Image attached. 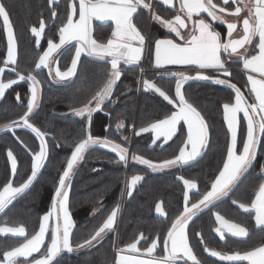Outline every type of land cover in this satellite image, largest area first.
<instances>
[{
	"label": "snow or ice",
	"instance_id": "snow-or-ice-1",
	"mask_svg": "<svg viewBox=\"0 0 264 264\" xmlns=\"http://www.w3.org/2000/svg\"><path fill=\"white\" fill-rule=\"evenodd\" d=\"M158 2L178 8L172 19H164L155 14L150 0H68L66 23L58 30L59 42L48 40L47 50L39 56L34 69L47 68L49 75L54 71L55 78H58L57 82H59L67 81L76 75L82 55L110 63V74L106 76V83L102 89L96 92L83 107L72 109L75 116L85 118V127L90 129L93 113L103 111L101 106L105 100L110 99L116 82L123 75L121 64L133 68L139 66L142 59L147 58L151 64L154 58V67L164 70L160 74L174 78V97L148 80L143 81V88L158 94L172 105L174 110L165 114L162 119L150 123L149 126L141 127L136 134L154 133L151 144L158 147H163L164 144L172 141L178 132L182 136L178 154H174L171 158L154 162L143 155H132V161L146 166L154 173L165 169L184 168L190 162L197 161V158L202 157L204 151L208 149L210 124L195 102H190L186 98L184 85L189 81L211 82L230 89L234 94V102L222 104L223 120L230 132V141L226 145L218 174L210 183V190L203 193L197 191L196 194L201 198L193 201L189 197V192L198 189L197 182L179 176L178 179L182 181L185 189L183 210L169 222L170 228L163 236L156 233L151 234L150 238L149 234L140 231L130 240L123 242V246L117 244L116 224L120 212V205L117 204L96 230L74 240L75 222L70 211V178L74 168L83 161L85 153L94 147L105 148L115 153L119 158L117 163H123L125 166L129 163L127 147L95 137L88 131L74 143V150L66 160V169L54 184L50 210L40 218L38 230L29 233L23 225L0 227V234L21 238L18 244L0 251V264H53L64 252L72 253L84 249L91 251L102 246L109 233L113 234L112 264H179L180 261L183 264L189 262L205 264L198 258L196 247H202L204 253L227 264H244V262L264 264V243L242 253L240 251L226 253L211 248L201 232L195 231L194 228L192 237L195 243L190 242L189 239V224L193 218L205 209L211 210L223 198H231L234 189L251 175L250 170L254 169L258 154L264 150V0H246V2L245 0H215V2L214 0H179L178 6L174 0H158ZM53 5L58 6V0H49L51 17L56 18L57 11ZM144 10H147L151 19L162 25L168 33L174 34V37L146 36L138 26ZM202 14H206L210 19H206ZM229 17L231 19H228ZM0 19L7 41L6 57L2 60L4 67H0V101L5 98L7 90L14 85L19 82L29 83L26 104L21 101L19 93L15 94L17 103L25 107L24 113L18 120L0 126V132L9 131L15 134L17 128L27 129L39 140L38 151L31 154L30 175L18 186L13 184V179L17 175V157L12 150L7 151L11 177L0 186L2 187L0 213H4L6 208L30 190L39 179L38 174L45 167L48 159L49 147L47 134L30 122L34 109L39 106L40 81L32 73L24 75L17 70V38L5 0H0ZM93 20L114 22L111 38L106 42H100L93 37ZM189 21H191L190 38L185 39L183 30L189 28ZM217 21L226 25V35L222 36L221 32L214 28L212 22ZM30 31L36 37L35 43L39 46L45 32L44 21L40 20L39 26L31 27ZM69 44L74 48L71 66L66 71H61L58 65L53 69V54ZM236 63L241 64L247 73L243 87L246 88L249 97L245 96L240 86L232 82L233 72L230 64ZM167 66L182 67L172 71ZM6 70L15 74L16 78L5 81ZM92 100L95 101V107H91ZM241 114L243 121L246 122V131L239 138L241 147L238 148ZM124 126L123 119L116 124L117 129H122ZM105 130L107 131V128ZM17 140L19 141L18 137ZM124 141L127 142L128 137H124ZM157 141L162 143L157 145ZM19 142L29 150L23 141ZM259 176L262 182L259 183L255 198L250 204L239 203L237 199H231V203L246 213L254 214L256 226L264 233V165H261ZM143 179V175L131 176L130 183L126 185L127 196L131 197L135 187ZM155 211L161 216L166 215L162 202L156 205ZM214 216L218 224L214 232L220 241H226L228 235L238 238L249 236V230L241 224L225 219L219 212H215ZM158 251L161 255L156 254ZM35 254H40L39 258Z\"/></svg>",
	"mask_w": 264,
	"mask_h": 264
},
{
	"label": "trees",
	"instance_id": "trees-1",
	"mask_svg": "<svg viewBox=\"0 0 264 264\" xmlns=\"http://www.w3.org/2000/svg\"><path fill=\"white\" fill-rule=\"evenodd\" d=\"M5 2L10 11L17 38V70L24 75L41 73L54 83L42 85L39 106L30 119L34 126L47 134L49 155L45 167L38 174L39 179L30 190L18 197L0 215V226L23 225L29 233H32L38 230L42 215L50 210L54 184L62 171L66 169V160L70 158L74 150V143L89 130L95 137L110 140L127 148L132 139V154L143 155L154 162H160L178 154L182 136L178 132L172 141L164 144L163 147H158L151 144L153 138L151 132L136 134L141 127H147L150 123L162 119L165 114L174 110V107L158 94L151 91L140 92L138 88L141 72L133 68L122 69L123 75L114 90L117 93L115 100L107 102L102 108L103 111H97L92 117L90 129L86 128L85 118L75 116L72 109L83 107L96 92L102 89L106 83V76L110 74L108 63L83 55L76 75L62 83L54 82L46 70L34 69L39 56L47 49L48 40L59 42L58 30L66 23L68 0H58V6L53 5L57 11L56 18L51 17L49 0H5ZM40 20L45 23V32L37 46L36 37L30 29L33 26L38 27ZM95 36L97 38V33ZM107 39L102 41L106 42ZM6 50V33L0 19V67H4L2 60L6 57ZM73 54V45L63 50L58 62L61 71H66L71 66ZM234 75L235 79L238 75L243 77L239 72ZM14 78L15 74L5 71V81ZM157 79L158 82L166 78ZM174 84V78H167L162 89L174 95ZM243 85L240 84L242 88H244ZM28 90L29 83L23 82L14 85L6 92L5 98L0 101V126L18 120L24 113L25 107L17 103L15 94L19 93L21 101L26 104ZM122 94L124 96H121ZM187 98L190 102H195L210 124V141L203 156L184 168L177 167L154 173L135 161L130 163L129 169L123 163L118 164V156L110 150L99 147L89 149L85 153L84 160L77 167L71 182L70 211L76 222L74 240L83 238L96 230L117 204L122 208L120 224H116V241L120 246L140 231L149 234L150 238L151 234L156 233L163 236L170 228L169 222L183 210L185 189L182 181L178 179L179 176L191 178L197 182L198 189L189 192V197L193 201L201 198L196 194L197 191L203 193L210 190V183L218 174V167L222 165V157L230 141V133L223 120L222 104L233 102L234 94L231 90L221 87L196 83L189 86ZM121 119L124 120L125 126L117 129L116 124ZM135 128L136 135L132 133ZM17 137L19 141L27 145L29 150L21 145ZM124 137H128L127 142L124 141ZM240 147L239 144L238 148ZM38 148L39 140L30 130L17 128L15 134L9 131L0 132V186L11 177L7 151L12 150L17 157V175L13 179V184L18 186L30 175L31 154L38 151ZM261 165H264V150L258 154L255 167L250 170L251 175L237 186L231 198L218 202L211 210L206 209L193 219L189 226L191 242L195 243L192 237L194 228L195 231L201 232L209 246L215 250L223 252L252 249L254 244L249 245L250 241L249 243L230 241L222 244L214 232L216 224L213 213L218 210L229 219L249 226L252 235L259 233L254 226L252 214L242 212L231 203V199H237L238 202H250L255 197L259 183L262 182L259 176ZM132 175H143L144 179L137 184L129 197L126 185L130 183ZM161 202L166 214L164 216L155 211L156 205ZM13 242V238L0 236V251L15 245ZM112 243L113 234L109 233L102 246L91 251L84 249L72 253L66 252L53 264H112L114 258ZM261 243H264V239L256 245ZM196 249L200 256L205 257L206 253L203 252L202 247H196Z\"/></svg>",
	"mask_w": 264,
	"mask_h": 264
},
{
	"label": "crops",
	"instance_id": "crops-1",
	"mask_svg": "<svg viewBox=\"0 0 264 264\" xmlns=\"http://www.w3.org/2000/svg\"><path fill=\"white\" fill-rule=\"evenodd\" d=\"M150 2L153 4V7H154V11H155V14H157V15H160L161 17H163L164 19H172L173 18V16L177 13V11H178V8L177 7H169V6H167V5H163L162 3H159L158 2V0H150ZM214 2H215V0H214ZM245 2H246V0H245ZM174 3L178 6V4H179V0H174ZM233 6H235V4H233ZM242 6V5H241ZM202 15H204L205 16V18L206 19H210V18H207L206 17V14H202ZM241 15H243V13H241ZM193 19H195V17L193 18ZM228 19H231V17H229ZM189 23V28L188 29H184L183 30V32H184V35H185V39H188V38H190V27H191V21H189L188 22ZM213 23V26H214V28L217 30V31H219V32H221V34H222V36H224V35H226V25L225 24H223V23H220V22H212ZM139 27H141V29L143 30V32H144V34H146V36H148V37H156V38H165L166 36L167 37H174V34H172V33H168L167 32V30L162 26V25H160L159 23H157V22H155L154 20H152L151 19V17H150V14L147 12V10H144V13H143V15L140 17V23H139V25H138ZM113 28H114V22H111V21H96V20H93V37L94 38H96V36H95V34L97 33V38L96 39H98V41H100V42H104V41H102L103 39H106V38H111V31L113 30ZM75 42H73V44H74ZM254 43H255V41H254ZM72 44H69V45H66L64 48H62V49H60L58 52H56V53H54L53 54V57H52V61H53V63H52V68L53 69H55V67L58 65V62H59V58H60V56H61V53L63 52V50L65 49V48H67L68 46L70 47ZM241 51H244L243 49H241ZM83 56V55H82ZM81 56V57H82ZM108 65L110 66V63H108ZM182 66H167V68L168 69H170V70H177V69H179V68H181ZM230 67H231V70H232V72H233V77L231 78L232 79V82L233 83H236L237 84V86H240V84H245V82H246V75H247V73L245 72V70H243V68H242V65L241 64H239V63H236V64H230ZM124 68H129L128 66H125L123 63L121 64V69H124ZM110 69V68H109ZM133 69H139L140 70V72H141V69H143V73H141V82H140V85H139V88H138V90L141 92V91H149V90H146V89H144L143 88V81L144 80H148V81H151V82H153V83H155L157 86H160V87H164L163 86V84H164V81H166L167 80V77H164V76H162L163 78H166V79H163L164 81H158L157 82V78L158 77H160V76H157V78L156 79H154L153 77H152V75H154V74H158V75H161L160 73L161 72H163L164 70L163 69H160V70H158V69H156L155 67H154V58H153V61H152V63L150 64L149 63V61H148V59L147 58H145V59H142V61H141V63H140V65L139 66H136V67H133ZM45 70L47 71V73H48V69L47 68H45ZM110 71V70H109ZM149 72V73H148ZM238 72L243 76V77H240L239 75H238V78L237 79H235V75L234 74H238ZM48 75H49V73H48ZM50 76V78L54 81V82H57L58 81V78H55V72L53 71V73H52V75H49ZM221 78H223V77H221ZM242 78V79H241ZM62 82H65V81H59V82H57V83H62ZM118 82H119V80L116 82V84H115V86H114V88H113V90H112V93H113V91L115 90V88H116V86H117V84H118ZM244 82V83H243ZM196 83H205V84H209V85H213V86H217V87H221V88H223V89H227V90H230V89H228V88H225L224 86H221V85H216V84H213V83H211V82H197V81H189L187 84H185L184 85V91H185V94H186V98H187V90H188V88H189V86L190 85H192V84H196ZM241 87V86H240ZM174 88V87H173ZM242 88V87H241ZM242 91L245 93V96L246 97H249V94L247 93V90H246V88H242ZM111 93V94H112ZM173 94H174V92H173ZM173 97H174V95H173ZM110 100H105V102H104V104L101 106L102 108H103V106L107 103V102H109ZM39 102H40V95L38 96V105H39ZM234 102V101H233ZM249 102H251V98H249ZM91 107H95V101H94V103H91ZM38 108V107H37ZM36 108V109H37ZM96 112H94L93 113V115L95 114ZM245 124H246V122L245 121H243V117H242V114H241V128H240V131L238 132V141H239V137H241L242 135H244L245 134V131H246V129H245ZM230 133V132H229ZM153 134V136H154V133H152ZM159 142H162V141H157V143H159ZM238 145H239V143H238ZM129 155V154H128ZM200 157H198L197 159H199ZM82 162V161H81ZM81 162H79L78 163V165L81 163ZM193 162H195V161H193ZM193 162H190V164H192ZM76 168H74V170H75ZM235 190V189H234ZM255 198V197H254ZM253 198V199H254ZM225 199H227V197L226 198H223L222 200H225ZM252 199V200H253ZM221 200V201H222ZM251 200V201H252ZM221 201H218V202H221ZM250 201V202H251ZM217 202V203H218ZM250 202H246V201H241V202H239V203H245V204H250ZM216 203V204H217ZM236 206V205H235ZM7 209V208H6ZM206 210V209H205ZM242 212H244L242 209H240ZM215 212H219L221 215H223L224 216V218L225 219H227V220H229V221H231V222H234V223H238V222H236V221H234V220H231V219H229L228 217H226L223 213H221L220 211H214V213ZM214 213H213V216H214ZM244 213H246V212H244ZM2 213H0V215H1ZM247 214H252V213H247ZM72 215V214H71ZM195 218V217H194ZM193 218V219H194ZM72 219H73V217H72ZM214 220H215V216H214ZM252 220H253V223H254V226H255V228L257 229V231L259 232V233H257V234H254V235H252L251 234V229L249 228V226H247V225H245V224H241V223H239V224H241V226H243V227H246L248 230H249V236L247 237V238H238V237H231L230 235H228L227 236V239H226V241H220L222 244H225V243H228V242H230V241H238V242H243V243H249V241H250V243H249V245L250 244H254V246H260V245H256L257 243H259V242H261L263 239H264V236H263V234L264 233H262L261 232V230L259 229V227L258 226H256V224H255V219H254V214H252ZM193 221V220H192ZM191 221V222H192ZM75 222V221H74ZM191 222H190V224H191ZM190 224H189V226H190ZM215 224H216V227L218 226V224H217V222L215 221ZM5 226H7V225H2V226H0V227H5ZM7 227H10V226H7ZM74 229H75V227H74ZM74 229H73V232H74ZM50 233V232H49ZM50 235H51V233H50ZM215 235H216V233H215ZM0 236H2V237H9V238H13L14 240H17V243L16 244H18L19 242H21V238H18V237H12L10 234L9 235H7V236H4L3 234H0ZM217 236V235H216ZM189 239H190V236H189ZM217 239H219V237L217 236ZM248 241V242H247ZM190 242H191V239H190ZM48 243V240L46 239V244ZM249 250H251V249H249ZM42 251H43V249H42ZM195 251H196V253H197V255H198V258H200L203 262H205V264H227V262H221V261H219L217 258H213V257H211V256H209L208 254H205V257H203L202 255L200 256L199 255V252L197 251V249L195 248ZM237 250H234V251H223V252H226V253H232V252H236ZM243 251H246V250H243ZM243 251H240L241 253L243 252ZM157 255H161V253L158 251L157 253H156ZM38 258H39V255L40 254H35ZM62 255H63V253H62ZM59 259V258H58ZM57 260V259H56ZM54 263V262H53ZM179 264H183V262L182 261H180L179 262ZM189 264H190V262H189ZM244 264H247V262H244Z\"/></svg>",
	"mask_w": 264,
	"mask_h": 264
},
{
	"label": "rangeland",
	"instance_id": "rangeland-1",
	"mask_svg": "<svg viewBox=\"0 0 264 264\" xmlns=\"http://www.w3.org/2000/svg\"><path fill=\"white\" fill-rule=\"evenodd\" d=\"M47 50V49H46ZM42 69H40L39 71H41ZM43 71H45V68H43ZM123 71V70H122ZM33 75H36L35 73L33 74ZM37 76V79L40 81V85H39V88H40V92H39V95H40V97H41V94H42V85H44L45 86V84H47V85H50V83L49 82H51V83H53L51 80H49L48 78H46V75H42L41 73H39V75H36ZM157 76H159L157 73L156 74H154V75H152V77L155 79V77L157 78ZM122 77V76H121ZM120 77V78H121ZM16 78V77H15ZM158 78H162V76L161 77H158ZM67 81H69V80H67ZM67 81H65V82H67ZM21 83H23V82H19L18 84H21ZM54 84V83H53ZM8 91V90H7ZM38 95V96H39ZM117 96V93L115 92V91H113V93L111 94V97H110V99L109 100H115V97ZM121 96H124L123 94L121 95ZM92 103H94V100H92ZM36 110V108L34 109V111ZM93 117V116H92ZM136 128L135 129H133L132 130V133L133 134H135L136 133ZM90 132H91V130H89ZM94 132H96V131H94ZM136 135V134H135ZM134 135V136H135ZM128 149H129V163L127 164V167H128V169H129V167H130V163L132 162V159H131V157H132V150H133V142H132V139L129 141V143H128ZM105 149V148H104ZM106 150H108V149H106ZM87 153V152H86ZM84 160V159H83ZM118 161V160H117ZM118 164H122V163H118ZM80 165V164H79ZM79 165H77L75 168L77 169V167L79 166ZM76 169L74 170V172H73V175H74V173H75V171H76ZM73 175H72V177L70 178V180H71V182H72V179H73ZM131 180V179H130ZM122 208H120V212H119V214H118V218H117V224L119 225L120 224V219H121V216H122ZM74 220V219H73ZM75 221V220H74ZM75 228H76V222H75ZM74 231H75V229H74ZM73 234H74V232H73ZM49 237H50V233H49ZM17 243V240H14V242H13V244H16ZM116 243L118 244L119 242L118 241H116ZM64 253H66V252H64ZM63 253V254H64ZM62 256V254L59 256V257H57V260H58V258H60ZM57 260L56 261H54V263H56L57 262Z\"/></svg>",
	"mask_w": 264,
	"mask_h": 264
},
{
	"label": "built area",
	"instance_id": "built-area-1",
	"mask_svg": "<svg viewBox=\"0 0 264 264\" xmlns=\"http://www.w3.org/2000/svg\"><path fill=\"white\" fill-rule=\"evenodd\" d=\"M172 71H175V70H172Z\"/></svg>",
	"mask_w": 264,
	"mask_h": 264
}]
</instances>
